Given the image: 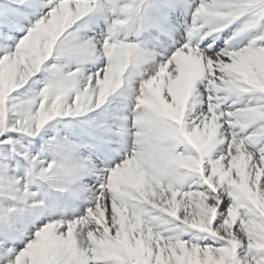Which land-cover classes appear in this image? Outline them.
Masks as SVG:
<instances>
[{"label": "snow or ice", "instance_id": "1", "mask_svg": "<svg viewBox=\"0 0 264 264\" xmlns=\"http://www.w3.org/2000/svg\"><path fill=\"white\" fill-rule=\"evenodd\" d=\"M0 264H264V0H0Z\"/></svg>", "mask_w": 264, "mask_h": 264}]
</instances>
